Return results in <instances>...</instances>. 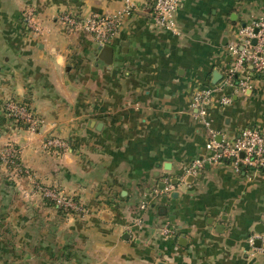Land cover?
I'll return each instance as SVG.
<instances>
[{
    "label": "crops",
    "instance_id": "1",
    "mask_svg": "<svg viewBox=\"0 0 264 264\" xmlns=\"http://www.w3.org/2000/svg\"><path fill=\"white\" fill-rule=\"evenodd\" d=\"M133 3L107 66L89 33L59 19L111 16L123 0H0V152L17 148L26 169L15 178L0 166V264H264V173L209 162L192 103L213 71L223 79L232 31L264 15V0H183L175 35L150 24L151 0ZM12 100L28 103L37 133L9 121ZM206 111L216 143L247 127L264 135V76L215 93ZM49 137L66 149H45ZM35 184L84 212L62 213Z\"/></svg>",
    "mask_w": 264,
    "mask_h": 264
},
{
    "label": "built area",
    "instance_id": "2",
    "mask_svg": "<svg viewBox=\"0 0 264 264\" xmlns=\"http://www.w3.org/2000/svg\"><path fill=\"white\" fill-rule=\"evenodd\" d=\"M183 0H151L150 24L163 32L177 34L176 14ZM135 6L133 0H123V9L111 16L91 15L86 19L75 20L68 16L60 17L59 21L69 31L82 29L90 34L96 46L102 48L110 46L118 37L121 21L131 17ZM35 27L30 28L31 30ZM255 41L253 45L252 42ZM226 54L232 62L223 73V79L212 85L208 80L198 88L193 97V106L196 109L195 118L209 130L210 141L206 150L211 153L209 162L227 163L236 175H251L264 173V135L255 127H247L240 131L235 140L216 143L214 133L210 130V124L206 119V107L213 100L215 93L224 91L227 88H235L236 91L244 93L254 89V82L261 78L253 76H264V15L259 16L249 23L239 25L232 31V38L226 46ZM251 70V73L249 71ZM231 103L230 96H221L217 104L224 107ZM6 113L14 123L21 122L30 133L38 132L40 122L36 115L20 101H9L6 104ZM45 149L63 151L66 143L56 137H49L45 141ZM19 159V151L13 146H7L0 152V166L16 172L18 177L26 173V169L16 162ZM203 161L195 162L188 173H193L195 168L201 166ZM36 193L42 199L52 201L57 207L65 211H76L80 214L84 209L75 202L72 197L64 195L56 189L45 188L42 185H34ZM167 191V189H166ZM146 208L143 203L141 210ZM165 237H172L174 230L165 227L162 230ZM256 238L249 237L247 243L252 246ZM264 250V232L258 238Z\"/></svg>",
    "mask_w": 264,
    "mask_h": 264
},
{
    "label": "water",
    "instance_id": "3",
    "mask_svg": "<svg viewBox=\"0 0 264 264\" xmlns=\"http://www.w3.org/2000/svg\"><path fill=\"white\" fill-rule=\"evenodd\" d=\"M252 44H255V41L252 42ZM97 59L103 62L105 65L110 66L113 59V48L111 46H104L102 48H98V55ZM221 79V75L217 71H213L212 73V84H216ZM255 231L261 234L263 232V228L261 225H258L255 228ZM256 246H258V241L255 243ZM162 264V263H159Z\"/></svg>",
    "mask_w": 264,
    "mask_h": 264
},
{
    "label": "rangeland",
    "instance_id": "4",
    "mask_svg": "<svg viewBox=\"0 0 264 264\" xmlns=\"http://www.w3.org/2000/svg\"><path fill=\"white\" fill-rule=\"evenodd\" d=\"M23 20L25 21V25L26 27L30 30V28L32 27H38V23L36 20V15L34 13L33 9H28L25 14H23ZM44 146V145H43ZM5 170H7V172H9L11 174L12 177L15 178H21L23 176H19L17 175L16 172L11 171V169L9 168H5ZM13 179V178H12ZM34 188V187H33ZM45 201V199H43Z\"/></svg>",
    "mask_w": 264,
    "mask_h": 264
},
{
    "label": "trees",
    "instance_id": "5",
    "mask_svg": "<svg viewBox=\"0 0 264 264\" xmlns=\"http://www.w3.org/2000/svg\"><path fill=\"white\" fill-rule=\"evenodd\" d=\"M249 71H250V73H251V70L249 69ZM263 76H261V77H257V76H253V78H256V79H258V78H262ZM211 83V82H210ZM22 104L24 105V106H26L28 109H29V105H28V103L27 102H22ZM7 114V113H6ZM9 119V118H8ZM9 121L16 127V128H19V129H22V128H24L25 127V125L24 124H22L21 122H18V123H14V121L12 120V119H9ZM59 152H61V151H59ZM19 160L20 159H17L16 158V162L19 164ZM75 202H77L75 199H73ZM45 203H47L48 205H51V206H54V207H56V205L52 202V201H50V200H48V199H45ZM57 209L59 210V211H61L62 213H67V212H71V211H65L63 208H61V207H57Z\"/></svg>",
    "mask_w": 264,
    "mask_h": 264
}]
</instances>
